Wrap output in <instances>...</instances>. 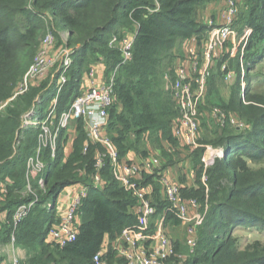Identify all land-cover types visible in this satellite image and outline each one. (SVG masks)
Listing matches in <instances>:
<instances>
[{
    "label": "trees",
    "instance_id": "16d2710c",
    "mask_svg": "<svg viewBox=\"0 0 264 264\" xmlns=\"http://www.w3.org/2000/svg\"><path fill=\"white\" fill-rule=\"evenodd\" d=\"M206 1L0 0V104L13 97L19 80L40 50L41 39L50 31L57 37L58 30H61L69 33L70 45H78L75 64L68 74L69 83L60 98V112L67 109L79 95L80 80L92 64L103 63L108 74L121 62L120 52L110 48V41L113 36L123 38L125 32L137 24L133 58L117 76L119 102L109 112L106 131L121 158L140 150L144 157L148 156L147 150H142L144 140L154 141L171 155L165 145L174 149L173 144L179 141L173 135L172 127L180 116L173 98L172 85L177 71L174 66L177 56L173 52L181 40L209 33V27L200 26L194 17ZM246 3L250 5L247 26L253 28L254 34L259 33L252 35L244 54L248 76L261 59V52H252V49L264 40V0H246ZM50 17L53 21H49ZM89 53L94 61L88 60ZM238 73L236 80L240 81L241 69ZM212 78L209 79L208 90ZM250 83L246 95L256 85ZM44 86L33 88L21 100V107L9 108L7 114L0 117V245L10 243L14 235L16 246L29 251L22 264H96L94 258L107 238L114 241L124 229L137 225V218L132 213L137 201L114 180L109 163L101 173L107 182L106 187L99 190L93 186L91 178L97 172L95 157L97 151L103 149L88 142L82 120L75 124L77 134L69 154L65 152L67 140L64 141L63 136L56 160H51L49 150L44 152V161L50 164L43 175L45 189L38 186L36 179L31 180L34 195L30 193L23 197L28 192V162L36 156L39 128L25 130V133L21 128V116L31 109L38 96H43L49 103L52 101L55 93H43ZM251 99L257 104L264 102V97L259 95ZM242 101L239 96L231 101V105L241 106ZM221 129V132L212 133L219 139L213 146L227 147L229 157L218 161L206 173L210 213L201 230L196 251L189 254L187 250L188 258L184 264H264V247L259 242L243 250L231 240L235 228L260 225L264 229V170L253 172L248 162L264 158V115L243 138L241 133L244 131L238 129L237 132L232 130L235 135H225L224 131L231 129L230 123ZM23 132L24 139L20 140L18 137ZM18 142L20 145L17 147ZM204 142L207 143V139ZM87 143V153L84 154ZM198 155L201 153L197 152ZM166 167L164 164L165 172ZM191 171L196 176V185H200L203 168L196 163ZM146 180L154 188L155 221L163 216L169 204L157 194L159 187L156 183L159 182L151 177ZM77 184L89 187L88 197L80 209L82 225L77 240L60 247L49 241V234L61 219L57 206L48 210L47 204L56 202L62 193ZM206 191L203 186L198 190H186L184 195L182 188L184 198L197 200L200 207V203L206 201ZM36 196L38 202L15 228L16 211L35 202ZM172 218L173 215L168 216L166 224ZM175 224L180 225L181 222L175 219ZM176 253L179 255L177 250ZM116 257L117 254L109 249L102 261L114 264ZM179 261L174 257L169 264Z\"/></svg>",
    "mask_w": 264,
    "mask_h": 264
},
{
    "label": "built area",
    "instance_id": "2783aa9c",
    "mask_svg": "<svg viewBox=\"0 0 264 264\" xmlns=\"http://www.w3.org/2000/svg\"><path fill=\"white\" fill-rule=\"evenodd\" d=\"M239 7L240 0H225L221 20L219 22L210 20L207 24L210 38L206 41L201 54L198 52L193 39L194 41L188 47L185 60L179 61L176 80L172 88L173 98L181 115L173 122L172 131L179 142L188 146L195 145L198 141L200 121L197 118V107L207 97L208 82L216 61L221 58L228 43L233 42L235 45L238 43L235 46V50H238L246 46L252 35L251 28H246L242 35L234 31L240 12ZM54 36V33L50 31L44 37L36 62L19 87L20 94L26 93L31 85H38L45 81L56 66L58 60L53 52ZM135 39L136 35L131 38L113 36L110 41V48L120 52L121 62L108 74L105 65L101 63L105 68V74L101 78L98 76V68L92 64L80 80L79 95L75 97L67 109L60 112V98L69 83L68 74L75 64V54L78 48L64 51L66 58L44 91L45 93L51 91L55 93L44 116H39L41 106L44 104L43 96H39L36 100V110L26 116L29 120L25 121V127L41 130L38 136L36 156L28 162V192L34 195L31 186V180L34 179L42 190L45 189L43 175L46 170H49L50 164L44 161V152L49 150L51 160H56L59 142L63 136L64 141L67 140L65 151L69 154V148L72 147V142L77 134L75 124L82 120L85 124L88 142L103 149V151H97L95 157L97 172L91 178L93 186L99 190L106 187L107 182L101 173L105 165L109 163L114 180L125 191L131 193L137 201L136 206L132 209L133 215L137 218V225L124 229L109 247L105 242L102 250L94 258V262L105 264L102 257L109 249H112L117 257L124 260L125 264H169L174 257L180 260L176 264H184L188 256L176 253V249L171 239L165 234L164 228L170 215H173L180 222H196V224L188 226L189 239L186 242L189 254H193L198 243L196 225L204 219L200 215L194 220L190 218V210L199 209L198 201L184 198L183 187L175 178L165 172L164 162L158 156L149 154L146 157H137L136 155L132 157L129 154L126 158H121L118 149L106 131L109 112L119 102L116 79L120 69L133 58ZM222 72H224L226 81L237 79V74L228 70L227 63L222 64ZM246 83H248L247 73L245 67L242 66L241 88L243 91H245ZM243 94L245 95L244 92ZM214 116L217 124L221 127H225L228 123L233 126L236 125V122H230L226 114L220 110H216ZM235 128L243 130L244 125H237ZM87 149L88 143L84 154L87 153ZM165 149L170 154L174 152V149L168 145H165ZM219 157L222 160L228 159L227 147H222L219 150ZM191 174L194 176L193 172ZM147 177H151L153 181L161 184L163 197L169 204L163 216L155 221L153 218L156 216L157 209L154 206V188L152 184L147 183ZM202 181L204 183L208 181L206 173L203 175ZM88 192L89 187L84 184L73 185L62 193L56 202L50 201L47 204L48 210L57 206L58 216L61 219L60 224L54 226L50 231V242L60 247H66L77 240L82 225L80 209L88 197ZM67 194L68 199L63 201V196H67ZM37 202L36 196L35 202L18 208L14 215L15 228L27 217ZM5 248L9 250L6 261L4 260ZM22 261L23 258L20 255V249L16 246L15 236L12 235L10 243L4 247L0 246V264H22Z\"/></svg>",
    "mask_w": 264,
    "mask_h": 264
},
{
    "label": "rangeland",
    "instance_id": "374dc122",
    "mask_svg": "<svg viewBox=\"0 0 264 264\" xmlns=\"http://www.w3.org/2000/svg\"><path fill=\"white\" fill-rule=\"evenodd\" d=\"M248 6L250 5L246 3V0H240V7H239L241 13L239 17L240 23L236 21V25L234 26V31L239 35H242L245 32L246 28H251L252 35L254 34L253 28L247 26V22L250 19V15H249L250 7L248 8ZM224 8H225V0H207L204 5H201L197 9V14L194 15V17L200 26H205L209 23L210 20L216 19L217 17L216 14L220 11V9L222 14L224 12ZM254 10H257V8ZM49 21H53V19L50 17ZM19 26L22 27V25ZM137 26L138 25L135 24L132 30H130L129 32H125L124 37L131 38L135 36L137 33ZM57 33L59 37L54 36L55 38L53 43V52L58 62L51 71V74L48 76V78L45 81L41 82L38 85L36 84L31 85L26 93L20 94L19 87L23 83L25 76L29 72L30 68L36 62L38 54L35 55L32 61L30 62L29 67L26 70L25 74L19 80L18 86L16 87L13 97L8 101L0 104V117L5 116L9 108L21 107L22 106L21 100H23L24 97H26L33 88H36V86L40 87L45 85L42 89V92L45 93L44 92L45 89H47L53 76L57 73V71L60 70V65L66 58L64 51H66L67 49L78 48V45L76 44L75 45L69 44L70 36L68 32L58 30ZM258 34L256 33L253 36L255 35L257 36ZM252 35L250 36L246 46L238 50H235V46L238 43H236V45L233 42L228 43L225 46L221 58L216 61V64L211 73V77H213L212 78L213 80L212 83L209 84V90L206 97L207 99H205V101L197 107V118L199 119L201 125L197 143L195 145L188 146L183 142L177 141L175 144H173L174 152L171 155L166 154L163 148L159 144H156L154 141L152 142L151 140L149 141L144 140V143L142 145L143 147L142 150H147L146 154L148 152V154L156 155L163 160L164 164H166L167 166L166 170L170 172L171 176L174 177L183 187L184 195H186V190H191L192 188L196 190L202 188L203 186L207 188L206 191L207 196L205 203L204 204L200 203L201 207L199 206V209L190 210V218H192V220L196 219L199 215L202 216L201 218L204 217L203 221H200L199 224L196 225L198 229V239H200L201 230L205 225L206 217L209 215L210 213L209 210L211 207L209 204V196H208L209 193L208 181L206 183L202 181L200 185H196V176L191 175L192 173L191 170L194 168V165L197 163L198 165L200 164V167L203 168V174H205L207 173V171L214 168V166L218 161H223L219 157V150L222 147L213 146V144H216L219 139H217V136L212 135V133H215L217 131L221 132L222 130L221 127H219V125L216 122V118L214 116L215 111L220 110L221 112L226 114L230 122H236V125L234 126L231 125V129L227 130L228 132L224 131L225 135L226 134L229 135V133L235 135V132H237V128H235V126L244 125V129L242 130L244 131V133H241L242 138L247 136V133H249L248 132L249 129L254 127L257 119L259 117L261 118V116L264 115V102L257 104V101H253L251 99L254 95H259L264 97V40L261 41V43L258 44L257 47H254L252 49V52L254 51L261 52V59L259 61V64H257V66H255L254 69L248 72V76H247L248 83H246L245 91H243V89L241 88L242 87L241 80L226 81L221 68L222 62L225 61L228 65L229 71L234 72L236 74H239L238 72L240 69L242 71V66L245 67V60L244 57H242V54L246 55V49L249 46L248 43L250 42ZM209 38H210V34L207 32H203L201 33V37L197 38L193 36L190 39L184 41L181 40L180 43L177 44V47L173 52V54L177 56V63L176 65H174L175 68L177 69L179 65V61L185 60L188 47L189 45H191V43L194 40H195L194 44L196 43V48L198 52L201 53L203 51L206 41L209 40ZM42 40L43 38L41 39V41ZM199 40L202 41L199 42ZM88 56H89L88 60L91 61L95 60L94 57L91 55V53H89ZM250 79L252 80L250 81ZM250 82L251 83L253 82L252 84L253 85L256 84V85L253 86L254 90H252L251 93L246 95V93L248 92V87ZM243 92L245 93V96ZM239 96L243 100L240 103L241 106L231 105V101H233L234 98H239ZM36 100L32 105L31 109L27 112H24L21 116V125H22L21 128L22 131L24 132L25 130L27 131L31 129L25 127L24 124L25 121L29 120L26 118L27 114L31 113L33 110H36ZM49 104H50L49 101L46 98H44V104L41 106V110L39 114L40 117L44 116L45 111L47 110ZM253 106L254 109L251 108ZM177 110L179 111L178 106H177ZM179 113L181 115L180 111ZM232 130L235 132H232ZM24 132L19 135L18 138H20V140L24 139L23 137ZM40 132L41 130L39 129V134ZM26 139L27 137L25 138V140ZM205 139H207L208 141L207 143L204 142ZM18 145H20L19 142L17 144V147ZM197 152L201 153V156L200 155L197 156ZM135 154L138 157L145 156V155L143 156V152L141 150L139 153H135ZM248 162L253 172L264 170V158L261 161H255V162L248 161ZM156 185H158L159 187L157 194L162 199L163 194H162L161 185L159 183H156ZM29 194L30 192H26L23 194V197H28ZM187 200H191V199L187 198ZM175 219H176L175 217L172 218L171 221L165 225L164 231L165 234L171 239L179 255H187L188 248L186 242L189 239L188 226L192 224H196V222L186 223L181 221V224L177 225L175 224ZM259 226L260 225L251 228L248 226L235 228L234 230H232L233 232L231 239L232 242L233 241L237 242V244L243 250L248 249L251 245H256L257 242L261 244L260 246L264 247V229H261ZM112 242H113L112 240L107 238L106 245H108L109 247V245H111ZM0 246L4 247V245H0ZM5 251L6 254L4 260L6 261V259H8L6 255L9 252V250L6 249ZM20 255L23 258V260H26L29 256V251L25 248H20ZM114 264H125V262L123 259L116 257ZM201 264H206V263H201ZM207 264H211V262Z\"/></svg>",
    "mask_w": 264,
    "mask_h": 264
},
{
    "label": "crops",
    "instance_id": "0c3cea01",
    "mask_svg": "<svg viewBox=\"0 0 264 264\" xmlns=\"http://www.w3.org/2000/svg\"><path fill=\"white\" fill-rule=\"evenodd\" d=\"M217 15V17H216V19H215V21H220L221 20V9H220V11L216 14ZM95 64V66L98 68L97 70H98V76L101 78V76L103 75V74H105L104 73V67H103V65H101V62H97V63H94ZM134 153H132L131 154V156L132 157H134ZM166 173H168L170 176H171V174H170V172H168V171H166ZM192 175V174H191ZM174 178V177H173ZM68 199V194H67V196H63V201H66Z\"/></svg>",
    "mask_w": 264,
    "mask_h": 264
}]
</instances>
